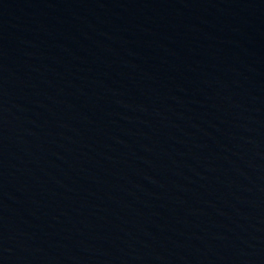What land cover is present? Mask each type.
I'll return each mask as SVG.
<instances>
[{"label":"water","instance_id":"obj_1","mask_svg":"<svg viewBox=\"0 0 264 264\" xmlns=\"http://www.w3.org/2000/svg\"><path fill=\"white\" fill-rule=\"evenodd\" d=\"M0 264H264V0H0Z\"/></svg>","mask_w":264,"mask_h":264}]
</instances>
